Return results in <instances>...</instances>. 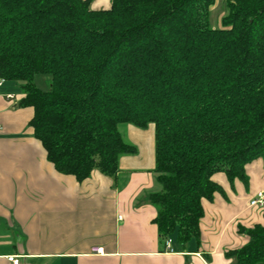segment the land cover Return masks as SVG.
<instances>
[{
  "label": "trees",
  "instance_id": "trees-1",
  "mask_svg": "<svg viewBox=\"0 0 264 264\" xmlns=\"http://www.w3.org/2000/svg\"><path fill=\"white\" fill-rule=\"evenodd\" d=\"M91 3L0 0V80L21 86L47 160L78 182L116 178L137 152L120 127L153 125L161 191L148 202L161 238L185 245L201 236L204 203L225 195L216 177L248 187L247 166L264 162V0ZM242 232L248 243L226 257L264 264V222Z\"/></svg>",
  "mask_w": 264,
  "mask_h": 264
},
{
  "label": "crops",
  "instance_id": "crops-1",
  "mask_svg": "<svg viewBox=\"0 0 264 264\" xmlns=\"http://www.w3.org/2000/svg\"><path fill=\"white\" fill-rule=\"evenodd\" d=\"M91 4L108 9L112 0ZM24 97L15 82L0 86V264H13L11 256L21 264H232L226 252L249 241L242 230L264 222V209L250 206L264 191V182H251L250 164L248 187L216 177L225 195L204 203L201 236L185 245L172 236L168 249L154 223L158 208L148 202L161 191L154 126L122 125L137 152L121 156L116 178L95 170L78 182L47 160L30 126L34 109L20 106Z\"/></svg>",
  "mask_w": 264,
  "mask_h": 264
},
{
  "label": "rangeland",
  "instance_id": "rangeland-1",
  "mask_svg": "<svg viewBox=\"0 0 264 264\" xmlns=\"http://www.w3.org/2000/svg\"><path fill=\"white\" fill-rule=\"evenodd\" d=\"M228 13V10H226V7L224 5L223 1L218 2L213 8H212V18L211 21L214 26H220V21L223 16H225ZM50 76L46 75H40L37 76L35 79L36 85L41 88L44 91H48L50 88ZM259 162V161H258ZM257 161L253 162L250 171H251V182H264V167L259 168L257 165ZM258 210V209H257Z\"/></svg>",
  "mask_w": 264,
  "mask_h": 264
},
{
  "label": "built area",
  "instance_id": "built-area-1",
  "mask_svg": "<svg viewBox=\"0 0 264 264\" xmlns=\"http://www.w3.org/2000/svg\"><path fill=\"white\" fill-rule=\"evenodd\" d=\"M5 80H0V86L4 84ZM250 206L252 208L257 209H264V191L259 192L250 202ZM171 244V240H166V247L169 249ZM97 252H101V250H98ZM9 261L13 264H21L20 260L16 258V256L9 257Z\"/></svg>",
  "mask_w": 264,
  "mask_h": 264
}]
</instances>
